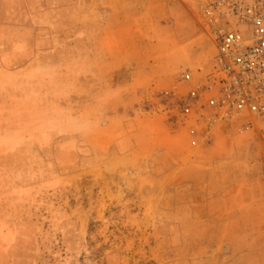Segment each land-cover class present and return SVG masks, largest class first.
<instances>
[{
	"label": "rangeland",
	"instance_id": "374dc122",
	"mask_svg": "<svg viewBox=\"0 0 264 264\" xmlns=\"http://www.w3.org/2000/svg\"><path fill=\"white\" fill-rule=\"evenodd\" d=\"M213 1L0 0V264H264V115L183 111Z\"/></svg>",
	"mask_w": 264,
	"mask_h": 264
},
{
	"label": "built area",
	"instance_id": "2783aa9c",
	"mask_svg": "<svg viewBox=\"0 0 264 264\" xmlns=\"http://www.w3.org/2000/svg\"><path fill=\"white\" fill-rule=\"evenodd\" d=\"M216 43L209 73L185 100L207 126L264 115V0H214L203 12ZM192 73L180 81L190 84Z\"/></svg>",
	"mask_w": 264,
	"mask_h": 264
}]
</instances>
